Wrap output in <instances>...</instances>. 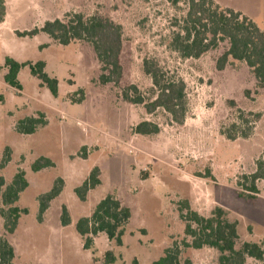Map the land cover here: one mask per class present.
<instances>
[{
	"label": "rangeland",
	"instance_id": "rangeland-1",
	"mask_svg": "<svg viewBox=\"0 0 264 264\" xmlns=\"http://www.w3.org/2000/svg\"><path fill=\"white\" fill-rule=\"evenodd\" d=\"M214 1L251 17L264 30V0ZM186 10L184 0H5L0 21V164L7 156L9 161L0 165V176L4 189L20 170L28 180L16 203L27 211L13 233L5 230L8 205L0 198V236L13 245L16 264H152L174 246L181 251L182 264L187 258L194 264H218V249L186 245L192 236L180 216L184 200L203 216L221 207L227 219L237 221V249L245 241L264 247V178L256 180V197L240 195L248 192L244 176L264 163V88L257 86L245 61L230 58L218 68L227 41L199 58H184L172 49L177 20ZM68 12L102 15L122 25L123 75L118 84L102 83L101 63L89 42L63 45L43 32L33 37L16 33L64 19ZM6 56L20 62L44 59L45 70L59 81L58 94L32 75L29 65L19 73L21 89L9 85ZM145 58L185 81L183 123L163 108L149 113L143 104L123 98L133 84L150 96ZM40 112L45 125L31 134L18 130L21 118ZM143 120L160 131L137 133L135 127ZM40 156L50 157L54 165L33 171ZM95 166L101 184L82 200L75 189ZM59 178L64 180L61 193L41 213L40 196ZM108 193L131 208L123 243L100 232L86 248L76 223L91 215ZM63 205L71 218L66 225ZM243 264L261 261L247 255Z\"/></svg>",
	"mask_w": 264,
	"mask_h": 264
},
{
	"label": "trees",
	"instance_id": "trees-1",
	"mask_svg": "<svg viewBox=\"0 0 264 264\" xmlns=\"http://www.w3.org/2000/svg\"><path fill=\"white\" fill-rule=\"evenodd\" d=\"M177 4L180 0H168ZM187 10L174 31L170 47L184 58H199L210 49L217 48L222 42L229 43L228 48L219 57L217 65L224 68L230 58L245 61L254 74L257 86L264 88V30L249 16L230 7H221L214 0H184ZM5 16V0H0V21ZM66 17L46 20L40 27L19 31L18 36L33 37L40 32L48 34L53 40L68 45L75 40L89 42L101 63L102 83L115 82L118 84L123 75L121 53L123 49V27L121 24L102 15L86 16L82 12H68ZM5 65L8 68L5 81L18 89L22 85L19 79L21 69L29 65L32 75L38 77L53 95L59 91V81L45 70L46 61L20 62L11 56H6ZM143 68L152 79L150 96L146 97L136 86L130 85L122 92L123 98L131 103L143 104L149 113L158 108L165 109L172 119L183 123L187 114L186 83L183 79L168 76L159 63L152 58L143 60ZM43 112L38 116H27L18 121V130L31 134L39 126L45 125ZM140 134L150 135L160 131V127L143 120L135 127ZM232 137V135H229ZM9 157L4 158L5 164ZM53 160L48 156H40L32 164L33 171L53 166ZM264 178V163L259 162L258 169L251 175L244 176V186L248 192H241L245 197H256L258 192L256 180ZM100 168L95 166L83 183L76 187L80 199L85 200L87 193L101 184ZM249 183H248V182ZM64 180L59 178L52 188L40 196V212L43 213L50 202L59 196ZM4 177L0 176V198L8 209L3 211L5 216V230L13 233L18 226L21 214L26 209L16 203L20 193L28 186V180L23 170L16 173L13 181L6 186ZM180 216L186 222V234L192 236V242L187 246L200 248L204 245L220 251L218 264H243L246 256L254 257L264 264V247L255 241L243 242L241 248H236L239 237L238 222L225 217L221 207H215L210 216H203L192 209L188 200L182 202ZM132 212L113 193H108L96 205L91 215L78 219L77 231L85 240V247L90 248L94 236L100 232L106 233L109 240L117 244L123 243L126 226ZM61 220L64 225L71 221L66 205L62 207ZM180 249L177 246L168 248L165 253L152 264H182ZM15 250L6 237L0 236V264H16ZM185 264H194L187 258Z\"/></svg>",
	"mask_w": 264,
	"mask_h": 264
}]
</instances>
